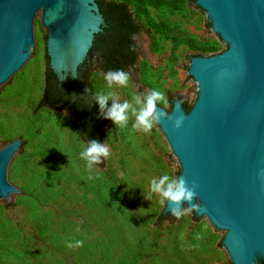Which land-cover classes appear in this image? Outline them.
I'll return each instance as SVG.
<instances>
[{
    "label": "rangeland",
    "instance_id": "rangeland-1",
    "mask_svg": "<svg viewBox=\"0 0 264 264\" xmlns=\"http://www.w3.org/2000/svg\"><path fill=\"white\" fill-rule=\"evenodd\" d=\"M123 1L143 30L133 36L138 56L125 70L128 85L113 84L111 91L123 102L138 88H156L169 101L166 110L175 95L192 104L197 85L188 73L190 55L226 47L205 12L194 0ZM45 37L39 17V45L28 72L0 92V147L16 137L27 147L11 165L24 194L0 206V264H231L224 232L205 215L157 221L165 204L158 194L144 198L152 178L180 172L158 124L144 133L131 127V114L125 128L110 122L103 139L110 155L88 179L77 120L59 107L36 108ZM103 74L94 62L93 93L109 91ZM68 240L83 245L70 249Z\"/></svg>",
    "mask_w": 264,
    "mask_h": 264
},
{
    "label": "water",
    "instance_id": "water-1",
    "mask_svg": "<svg viewBox=\"0 0 264 264\" xmlns=\"http://www.w3.org/2000/svg\"><path fill=\"white\" fill-rule=\"evenodd\" d=\"M226 44L220 53L192 56L197 93L188 111L174 99L167 111L180 129L159 127L178 160V176L197 182L205 215L224 232L231 264L264 260V0H195ZM46 28L45 54L57 81L77 88L103 14L96 0H0V92L27 73ZM159 110V106H158ZM16 137L0 147V206L23 195L11 168L27 148ZM172 207L166 204L164 211Z\"/></svg>",
    "mask_w": 264,
    "mask_h": 264
},
{
    "label": "trees",
    "instance_id": "trees-1",
    "mask_svg": "<svg viewBox=\"0 0 264 264\" xmlns=\"http://www.w3.org/2000/svg\"><path fill=\"white\" fill-rule=\"evenodd\" d=\"M97 2L104 17V25L102 31L94 35L89 55L78 68L79 87L77 88L69 77L66 81L58 82L55 74L48 67V58L45 54L44 84L36 103V108L42 106L59 107L72 114L79 124L81 138L85 145L90 139L103 142L105 131L111 122L107 119L98 118V106L91 99L94 94L93 86L89 80L91 65L94 62L98 63L104 73L117 69L125 71L136 62L138 56V49L133 36L143 30L142 24L132 17L125 1L97 0ZM208 24L210 25L209 22ZM209 50L207 55L222 51ZM197 55L205 54L195 53L190 55V58ZM86 88L88 89L87 92H85ZM138 90L139 94L145 93L142 88H138ZM72 94H76V96L74 97ZM174 99L180 100V96L171 97V104ZM182 106L185 111H188L191 104L188 105L183 102ZM162 220L176 219L169 212L162 211L158 215L157 221ZM258 264H264V260H260Z\"/></svg>",
    "mask_w": 264,
    "mask_h": 264
},
{
    "label": "clouds",
    "instance_id": "clouds-1",
    "mask_svg": "<svg viewBox=\"0 0 264 264\" xmlns=\"http://www.w3.org/2000/svg\"><path fill=\"white\" fill-rule=\"evenodd\" d=\"M109 91L95 92L91 99L99 109V117L110 120L118 128L128 126L129 114L134 117L131 125L133 129L150 132L154 125L159 124L161 118L171 123L173 129H180L184 122L183 116L173 117L172 113L167 111L169 101L165 93L153 88L148 92L135 94L131 96V101L124 100L119 102L114 91H111L113 84L126 87L129 82V74L121 69L109 70L103 74ZM88 89H85L87 92ZM74 97L76 94H72ZM109 101L111 104L109 106ZM74 102V100H73ZM175 103L180 105L182 100H176ZM159 106V110H158ZM110 155L109 148L97 139H90L86 145L82 146L79 152V158L85 162V168L88 170V179L94 178L92 170L102 162V158H108ZM197 182L188 181L180 176L172 177L167 173L161 174L158 178L154 177L149 181L150 192L146 193L144 198L151 199L152 194H158L159 203L171 204L169 213L172 217L179 220L189 213H197L203 209V205L197 196ZM79 231V229H77ZM199 238L198 236L196 237ZM83 245L82 240H68L67 248H77Z\"/></svg>",
    "mask_w": 264,
    "mask_h": 264
},
{
    "label": "flooded vegetation",
    "instance_id": "flooded-vegetation-1",
    "mask_svg": "<svg viewBox=\"0 0 264 264\" xmlns=\"http://www.w3.org/2000/svg\"><path fill=\"white\" fill-rule=\"evenodd\" d=\"M97 1V0H96ZM97 4H98V2H97Z\"/></svg>",
    "mask_w": 264,
    "mask_h": 264
}]
</instances>
